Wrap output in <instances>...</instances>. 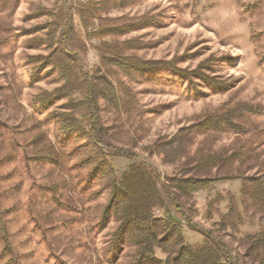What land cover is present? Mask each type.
Segmentation results:
<instances>
[{
    "label": "rangeland",
    "instance_id": "1",
    "mask_svg": "<svg viewBox=\"0 0 264 264\" xmlns=\"http://www.w3.org/2000/svg\"><path fill=\"white\" fill-rule=\"evenodd\" d=\"M87 1L0 0V264L132 263L134 248L116 241L117 223L110 219L101 226L108 189L105 179L91 174L95 162L88 160L90 146L107 154L117 176L134 161L151 165L161 176L172 175L175 166L147 155L144 146L205 115L223 113L229 107L225 104L243 102L253 109L243 112L244 134L220 133L211 143L199 136L194 147L202 139L212 150L228 148L235 139L256 140L260 144L256 152L264 157V0H135L99 11L90 30L143 21L141 26L129 25L123 35L102 38L135 42L127 44V54L175 59L187 69L211 57L213 69L206 71L233 87L216 92L201 83L192 90L170 72L116 71L109 80L122 97L121 107L99 101L102 129L93 132L90 143L74 135L63 139L53 117L63 114L69 97L48 107L37 103L59 83L57 73L38 69L30 56L46 54L45 43L36 46L37 37L45 40L47 28L57 24L58 38L69 18L65 44L77 59L81 71L77 77L87 86L84 77H90L98 63L96 46L101 40L83 29L77 15L78 7ZM37 26L47 28L36 32ZM79 96L71 93L73 101ZM214 192H229L239 201L240 180L213 183L210 189L193 194L185 199L190 209L177 207L164 195L166 208L181 219L187 244L200 243L197 230L211 227L206 201ZM216 206L213 220L225 211L224 202ZM154 213L163 214L160 208ZM183 213L190 215L189 223ZM263 226L264 217L255 216L239 231L224 235L233 256L243 250L238 243L241 234ZM156 256L164 258L159 251Z\"/></svg>",
    "mask_w": 264,
    "mask_h": 264
},
{
    "label": "trees",
    "instance_id": "2",
    "mask_svg": "<svg viewBox=\"0 0 264 264\" xmlns=\"http://www.w3.org/2000/svg\"><path fill=\"white\" fill-rule=\"evenodd\" d=\"M134 1L88 0L78 7L77 15L83 29L101 39L96 46L98 63L91 76L84 77L87 78V86H83L77 77V73L81 72L77 59L69 53L65 44L71 28L69 18L66 24L59 26L58 38H55L57 24L51 28H35L36 32L47 28L46 39L37 37L36 46L45 43L49 50L46 54L30 56V63L38 69L48 68L47 71L57 73L55 81L59 83L37 103L48 107L56 100L69 97L67 104H63L66 105L63 114L53 117L60 125L63 139L74 135L90 143L93 132L102 129L99 101L121 107L122 97L109 80L116 71L128 75L135 72L147 75L170 72L192 90L201 83L216 92L233 87L231 82L207 72L213 69L214 59L211 57L199 62L195 68L187 69L179 67L175 59H143L135 54H127L125 50L130 47L127 44L135 42L121 43L102 39L109 34L123 35L129 30V25L132 28L143 25L142 20L136 24L90 30L91 21L97 18L99 11L123 7ZM44 13L38 12L37 15ZM35 73L37 75L38 72ZM73 92L80 95L78 100H72ZM225 106L229 107H225L221 114L205 115L189 126L179 128L170 137H157L144 146L143 151L147 155L158 156L163 164L175 166L172 175L161 176L151 165L134 161L117 176L107 154L102 149L89 147L91 156L88 160L95 162L91 174L105 179L108 189L101 226L110 219L117 223L114 235L118 244L126 243L134 248L131 264H264V226L241 234L238 243L243 250L235 256L223 239L224 235L239 231L245 223H252L255 216L264 217V157L261 159L256 152L259 142L252 140L242 143L235 139L230 147L219 150H212L210 145L207 147L203 144L204 138L211 143L220 133H234L238 136L245 133L243 112H253L252 106L243 102ZM199 136L203 137V142L201 140L194 147V141ZM231 179L240 180L239 201L229 192H214L212 196L209 194L206 202L207 218L212 219L211 227L206 231L197 230L202 236L200 243L187 244L181 231V219L166 208L165 196L177 207H186L185 199L193 194L210 189L213 183ZM222 202L225 203V211L218 213V219L213 220V208L218 209L216 205ZM157 208L162 209L161 216L154 213ZM186 208L190 209V205ZM189 216L183 213L187 223L190 221ZM191 229L195 230L193 227ZM156 251L164 254V258L157 257Z\"/></svg>",
    "mask_w": 264,
    "mask_h": 264
},
{
    "label": "built area",
    "instance_id": "3",
    "mask_svg": "<svg viewBox=\"0 0 264 264\" xmlns=\"http://www.w3.org/2000/svg\"><path fill=\"white\" fill-rule=\"evenodd\" d=\"M83 1H85V0H83Z\"/></svg>",
    "mask_w": 264,
    "mask_h": 264
}]
</instances>
